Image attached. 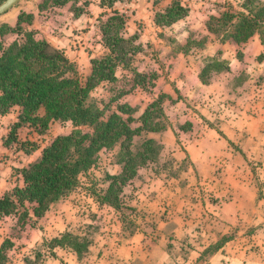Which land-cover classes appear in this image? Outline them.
<instances>
[{
    "label": "crops",
    "instance_id": "obj_1",
    "mask_svg": "<svg viewBox=\"0 0 264 264\" xmlns=\"http://www.w3.org/2000/svg\"><path fill=\"white\" fill-rule=\"evenodd\" d=\"M41 1L22 0L6 12L14 11L0 26H15L21 12L32 13L25 28L62 49L85 75L93 58L109 52L101 22L114 10L124 14L125 35L137 34L143 50L130 66L118 65L116 75L132 79L135 71H153L157 76L151 87L137 86L111 107L125 103L140 116L162 96L167 127L147 131V137L162 144L159 161L140 167L125 188L130 205L141 212L133 218V231L125 228L113 205L101 204L91 193L106 172L121 171L114 156L117 147L106 152L109 167L83 175L78 188L43 216L32 213L33 223L21 227L16 215L0 219V248L11 242L3 264H264V43L258 33L243 44L220 41L207 28L211 15L228 5L240 8L243 0H181L189 12L171 25H159L155 18L172 0H121L113 7L101 5V0H78L49 8H41ZM75 7L83 10L76 14ZM193 34L206 37L203 49L186 50ZM16 36L9 33L6 41ZM206 57L225 59L230 68L203 82ZM116 91L112 82L104 81L92 95L102 105ZM18 114V106L0 114V196L24 185L20 168L38 160L58 136L41 145L39 136L59 121L44 133L26 124L19 129V141L31 140L33 147L6 145ZM83 178L88 179L83 182ZM150 186L154 195L144 204L143 194ZM81 189L96 203L88 204V210L70 204ZM66 231L90 239L82 256L71 247L50 244ZM221 240L220 248L204 254Z\"/></svg>",
    "mask_w": 264,
    "mask_h": 264
},
{
    "label": "trees",
    "instance_id": "obj_2",
    "mask_svg": "<svg viewBox=\"0 0 264 264\" xmlns=\"http://www.w3.org/2000/svg\"><path fill=\"white\" fill-rule=\"evenodd\" d=\"M4 1L0 0V4ZM77 1L42 0L40 6L62 7ZM117 1L121 0H101V5L113 7ZM82 10L75 7L76 14ZM188 12L189 7L181 0H172L164 11L156 13L155 19L159 25H171ZM32 20L33 14L23 11L15 26L6 23L0 26V114L19 107V119L5 138V144L27 147L26 141H19L18 134L26 124L34 126L39 133L47 131L54 121H69L74 129L58 135L44 147L38 160L20 168L24 185H17L0 196V219L16 215L22 227L33 223V216H43L54 203L78 188L83 175L101 166L103 152H113L118 147L114 156L122 165L121 171L106 172L91 193L101 204L113 205L121 213L125 228L133 231L136 228L133 218L141 212L130 205L125 188L140 167L159 161L162 144L146 133L167 127L163 98L151 102L140 116H136V109L128 104L118 103L116 108L111 104L137 86L151 87L157 73L135 71L132 79L116 75L118 65L130 66L136 54L143 50L142 44L136 42L137 34L125 35L126 18L118 10L101 22L109 52L93 58L91 71L86 75L62 49L37 38L33 30L25 28L24 23ZM207 28L220 41L243 44L258 33L264 43V0H243L240 8L228 5L211 15ZM9 33L17 36L7 42ZM205 42V36L191 35L186 50L203 49ZM203 62V82H208L213 73L230 68L227 60L218 57H206ZM104 81L112 82L117 91L109 102L101 105L92 91ZM223 243L221 240L209 246L204 254L214 252ZM50 244L71 247L82 256L91 241L66 231ZM10 245V241H5L1 246L0 264L6 261Z\"/></svg>",
    "mask_w": 264,
    "mask_h": 264
},
{
    "label": "rangeland",
    "instance_id": "obj_3",
    "mask_svg": "<svg viewBox=\"0 0 264 264\" xmlns=\"http://www.w3.org/2000/svg\"><path fill=\"white\" fill-rule=\"evenodd\" d=\"M16 8V7H15ZM15 8L14 9H12V10H15ZM14 12V11H13ZM13 12H11V13H6V14H4V15H2V16H0V23L3 21V18H7L6 16H9V14H13ZM10 21H13V18L12 19H9L7 22H10ZM2 25V24H1ZM258 82V81H257ZM256 86V85H255ZM254 86V87H255ZM102 102H104L105 103V101L104 100H102ZM72 124H71V122H65V121H59V122H55L54 124H52V126L50 127V130L46 133V134H44V135H42V136H39V138H40V140H41V145H43V144H45L46 143V141L47 140H51V139H53L55 136H57V135H59V134H63V133H67V132H70L71 130H72V128H73V126H71ZM24 131H26V133H29V130L28 129H26V130H24ZM1 134V133H0ZM33 144H34V142H32L31 140H27L26 141V144H25V146H28V147H33ZM18 157H20V155L18 154ZM23 157H25V155L23 156ZM102 164H101V166L104 168V169H106L107 167H109L110 166V164L108 163L109 162V156L106 154V152H103V154H102ZM99 171H102V170H99ZM16 172V171H15ZM99 175H101V174H98L97 175V177L99 176ZM92 178H95V176H93ZM101 178V177H100ZM88 179V178H87ZM87 179L86 178H83L82 179V181L83 182H86L87 181ZM99 180V179H98ZM97 180V181H98ZM153 186L155 187V184H153ZM81 187H86L84 184H82L81 183ZM150 189V190H149ZM152 187L150 186V187H148V189L144 192V197H146V199H144V198H142V201H143V203L144 204H146V202H147V200H149V199H152V197H153V191H152ZM89 192H87V191H85L84 189H81L79 192H76V193H74V201L73 200H71V203L70 204H75V208H76V210H78V208L79 207H82V209H84V210H88L89 209V207H88V204H96L95 203V201H94V199L88 194ZM132 194V193H131ZM84 206V207H83ZM78 207V208H77ZM86 208V209H85ZM13 224V223H12ZM11 227H12V225H11ZM22 227V226H21ZM16 231H21V230H19L18 228H14ZM149 230H151V229H149ZM12 231H14V230H12ZM1 239V238H0ZM150 244V240H147V243H146V245L148 246Z\"/></svg>",
    "mask_w": 264,
    "mask_h": 264
},
{
    "label": "water",
    "instance_id": "obj_4",
    "mask_svg": "<svg viewBox=\"0 0 264 264\" xmlns=\"http://www.w3.org/2000/svg\"><path fill=\"white\" fill-rule=\"evenodd\" d=\"M22 0H5L0 4V16L16 6Z\"/></svg>",
    "mask_w": 264,
    "mask_h": 264
}]
</instances>
